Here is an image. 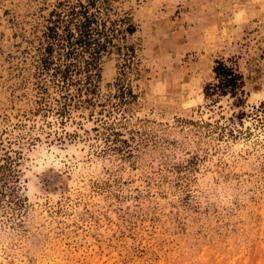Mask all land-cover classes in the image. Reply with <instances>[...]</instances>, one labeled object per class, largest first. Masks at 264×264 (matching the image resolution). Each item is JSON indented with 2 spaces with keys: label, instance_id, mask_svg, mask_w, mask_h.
I'll return each instance as SVG.
<instances>
[{
  "label": "rangeland",
  "instance_id": "374dc122",
  "mask_svg": "<svg viewBox=\"0 0 264 264\" xmlns=\"http://www.w3.org/2000/svg\"><path fill=\"white\" fill-rule=\"evenodd\" d=\"M0 264H264V0H0Z\"/></svg>",
  "mask_w": 264,
  "mask_h": 264
},
{
  "label": "trees",
  "instance_id": "16d2710c",
  "mask_svg": "<svg viewBox=\"0 0 264 264\" xmlns=\"http://www.w3.org/2000/svg\"><path fill=\"white\" fill-rule=\"evenodd\" d=\"M78 14L80 15V20L78 22L79 24H77L75 28L76 36H73L72 32H66L64 34V37H66L65 41L66 43L71 44V38L75 37V43H78L85 50H88L91 54V58H93L94 55H97L99 53V49H97L96 51H90L92 50V48H90L91 39L89 36V29L91 28V23L93 20H90V17L87 14L85 8H82V10ZM45 49L49 51L48 46ZM63 71H61V73H63ZM212 72L213 81L207 82L203 87L204 97L210 98L212 96H225L229 94L231 97H234L236 99L235 103L237 105L241 103L243 101L242 96H244L245 94V81L242 73L238 70V68L233 64H228L224 60L217 58L214 60Z\"/></svg>",
  "mask_w": 264,
  "mask_h": 264
}]
</instances>
